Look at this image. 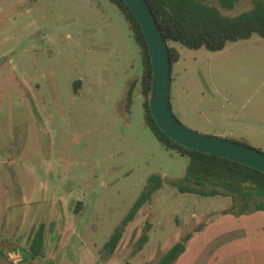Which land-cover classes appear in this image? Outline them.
<instances>
[{"label":"rangeland","instance_id":"obj_1","mask_svg":"<svg viewBox=\"0 0 264 264\" xmlns=\"http://www.w3.org/2000/svg\"><path fill=\"white\" fill-rule=\"evenodd\" d=\"M252 5L241 0L221 9L232 16ZM171 46L181 56L170 95L176 117L264 152V124L254 123L264 122V38L221 51ZM142 68L140 49L110 0H0V264H15L11 254L18 264H157L190 233L203 231L210 242L242 230L243 221L224 214L230 198L181 194L166 183L104 258L105 243L149 177L181 178L188 166L146 124L140 81L125 108L126 80H139ZM63 193L71 195L59 210L69 224L65 249L54 258L51 245L42 258L24 259L29 231L20 232L22 219L34 205L39 223L44 203ZM58 223L60 215L46 222L51 230ZM147 224L149 242L136 251Z\"/></svg>","mask_w":264,"mask_h":264},{"label":"trees","instance_id":"obj_2","mask_svg":"<svg viewBox=\"0 0 264 264\" xmlns=\"http://www.w3.org/2000/svg\"><path fill=\"white\" fill-rule=\"evenodd\" d=\"M118 6L137 43L142 59V75L139 80L128 82L124 93L125 108L133 105L134 91L138 81L144 97L143 108L146 124L156 138L167 149L188 158L186 173L181 178H163L160 175L149 177L130 212L123 218L103 248L104 258L109 259L123 237L126 227L134 220L141 208L152 201L154 194L166 183L176 188L181 194H193L201 197L222 196L231 199L224 214L235 216L250 215L264 211V173L240 164L236 161L216 155L206 154L185 147L167 136L157 125L152 116L149 98L153 68L148 44L139 21L124 0H110ZM151 6L169 45L173 65L180 60V53L171 43H178L190 49L206 48L221 51L228 43L248 40L254 35L264 38V0H253L252 8L237 15H227L221 8L233 9L241 0H147ZM217 1L219 5L212 3ZM80 82L75 83L78 91ZM242 143V142H240ZM45 224L36 231L33 241L24 250V259L36 260L44 256ZM150 224L144 228L137 244L141 251L150 239ZM192 233L173 245L157 264H175L185 253Z\"/></svg>","mask_w":264,"mask_h":264},{"label":"water","instance_id":"obj_3","mask_svg":"<svg viewBox=\"0 0 264 264\" xmlns=\"http://www.w3.org/2000/svg\"><path fill=\"white\" fill-rule=\"evenodd\" d=\"M142 26L153 68L149 106L159 128L177 143L220 156L264 173V152L226 137L206 134L183 124L174 114L171 97L172 61L163 30L147 0H124Z\"/></svg>","mask_w":264,"mask_h":264},{"label":"crops","instance_id":"obj_4","mask_svg":"<svg viewBox=\"0 0 264 264\" xmlns=\"http://www.w3.org/2000/svg\"><path fill=\"white\" fill-rule=\"evenodd\" d=\"M131 78H127L126 84ZM126 85V87H127ZM126 88L123 93H125ZM261 108H254V112H258ZM254 123L258 125H263L264 122L261 121V117H257ZM32 192H36L34 189ZM63 193L59 198L57 195L47 203H44L41 213L40 221H43V216L47 211V219L43 221L46 222H56L59 219L62 223H58L57 227L53 230L47 227L45 234V246L44 253L53 245V255L50 253L49 256L54 258L59 255L62 248L65 249L64 245L68 240V223L65 222V217L59 210L62 207L67 209L68 203L70 201V194L65 195ZM28 204L36 201L35 199L27 198ZM29 205V207H31ZM29 213L22 219L20 232L26 228L28 232L27 241L31 243L33 240L38 227L42 222L39 221L40 213L34 212V205L31 207ZM28 209V207H27ZM38 210V208H37ZM61 211V210H60ZM230 216L231 219L236 221H243V227L241 231L236 232L234 237H222L217 240L207 241L205 234L202 231L197 233L196 238L193 236L187 243L185 253L176 261L175 264H264V211H259L250 215L235 216L231 214H226ZM58 218V219H57ZM34 222L38 223L37 227H34ZM65 222V223H63ZM56 224V223H55ZM64 224H66L64 226ZM64 230V231H63ZM61 243V244H60ZM66 259V258H65ZM65 264H71L69 261L64 260ZM95 263V262H94ZM96 264V263H95Z\"/></svg>","mask_w":264,"mask_h":264},{"label":"built area","instance_id":"obj_5","mask_svg":"<svg viewBox=\"0 0 264 264\" xmlns=\"http://www.w3.org/2000/svg\"><path fill=\"white\" fill-rule=\"evenodd\" d=\"M11 257L13 258L15 264H18V262L21 260V259H19L20 256L17 255V254H11ZM15 257H16V258H15ZM18 257H19V258H18ZM14 258H15V259H14Z\"/></svg>","mask_w":264,"mask_h":264},{"label":"flooded vegetation","instance_id":"obj_6","mask_svg":"<svg viewBox=\"0 0 264 264\" xmlns=\"http://www.w3.org/2000/svg\"><path fill=\"white\" fill-rule=\"evenodd\" d=\"M18 199H19V198H18ZM18 199H17V201H18ZM22 199H25V198H24V196H23V198H22ZM19 206H20V205H19ZM41 224H45V225H46V227H45V234H46V230H47V224H46V223H44V222H42ZM41 224H40V225H41ZM53 224H54V223H53ZM54 225H55V224H54ZM54 225H51V227H52V230L54 229ZM39 227H40V226H39ZM39 227H38V229H39ZM32 241H33V240H32ZM32 241H31V242H32ZM29 244H30V243H29ZM29 244H28V246H29Z\"/></svg>","mask_w":264,"mask_h":264}]
</instances>
